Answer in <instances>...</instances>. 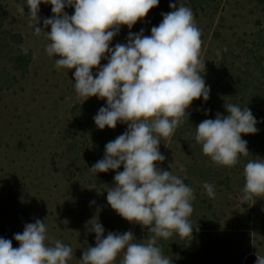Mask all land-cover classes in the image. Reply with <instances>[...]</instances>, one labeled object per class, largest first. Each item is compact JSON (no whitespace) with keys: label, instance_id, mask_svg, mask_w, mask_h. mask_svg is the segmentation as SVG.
<instances>
[{"label":"rangeland","instance_id":"rangeland-1","mask_svg":"<svg viewBox=\"0 0 264 264\" xmlns=\"http://www.w3.org/2000/svg\"><path fill=\"white\" fill-rule=\"evenodd\" d=\"M18 3L25 4V15L18 13ZM170 4L194 13L202 32L200 58L210 98L193 101L188 120L161 139L159 150L166 159L157 167L172 171L194 189V229L192 238L174 234L157 244L173 264H256L257 255L264 256V197L245 202L242 190L244 164L264 159V0H159L131 29L121 26L110 47L127 43L130 31L143 29L150 35L162 13L173 10ZM39 7L38 26L44 28L43 19L53 15L51 5ZM64 11L74 14L73 7ZM28 12L25 0H0V237L19 247L14 234L40 219L52 240L73 249L68 264H80L84 250L95 246V233L87 227L93 217H98L105 236L132 231L137 242H145L148 230L129 223L107 203V189L123 165L106 173L89 171L103 159L105 145L127 125L97 128L93 118L107 106L106 100L77 97L75 69L55 68L58 57L46 54L49 41L34 34ZM22 46L28 48L27 55ZM106 63L102 60L101 66ZM225 104L248 107L258 121L256 134H242L250 156H241L231 168L215 165L195 141L200 122L215 119L217 113L228 115ZM204 182L214 185L215 198L207 196Z\"/></svg>","mask_w":264,"mask_h":264},{"label":"clouds","instance_id":"clouds-1","mask_svg":"<svg viewBox=\"0 0 264 264\" xmlns=\"http://www.w3.org/2000/svg\"><path fill=\"white\" fill-rule=\"evenodd\" d=\"M27 18L34 34L49 41L46 54L55 60V68L74 71L78 98L106 100L94 116L98 129H115L118 123L127 130L105 145V155L89 168L93 174L117 170L114 185L107 189V203L129 223L139 224L151 234L137 242L132 231L109 232L98 217L87 222L96 236L95 246L84 250L80 264H173L158 246L159 238L174 234L192 238L194 189L182 178L157 167L165 161L160 152L161 139L171 137L189 118L187 109L193 101L210 98V86L204 76L201 57L202 32L191 8L184 5L162 13L158 26L145 35L131 31L127 43L110 44L121 26L131 29L143 20L159 0H25ZM50 4L52 16L38 26L40 4ZM25 15V4L15 5ZM73 7L74 14L65 12ZM50 26V31H46ZM28 54V48H21ZM227 51V49H225ZM219 55V53H218ZM107 63L101 66V61ZM93 69H97L95 76ZM228 115L217 113L196 127L195 141L217 166L234 167L241 156H250L243 135L256 134L258 121L248 107L225 104ZM183 171V168H181ZM242 200L264 197V159H249L244 164ZM209 198H215L214 185L204 182ZM93 204L95 201L92 202ZM12 240L0 237V264H68L73 249L60 240H52L44 221L36 219L14 234ZM256 264H264L257 255Z\"/></svg>","mask_w":264,"mask_h":264},{"label":"trees","instance_id":"trees-1","mask_svg":"<svg viewBox=\"0 0 264 264\" xmlns=\"http://www.w3.org/2000/svg\"><path fill=\"white\" fill-rule=\"evenodd\" d=\"M193 1H195V0H193Z\"/></svg>","mask_w":264,"mask_h":264}]
</instances>
